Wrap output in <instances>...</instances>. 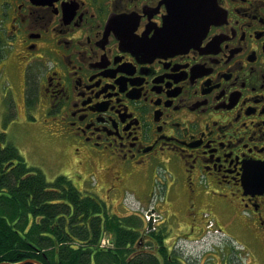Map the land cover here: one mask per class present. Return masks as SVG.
Segmentation results:
<instances>
[{
  "label": "flooded vegetation",
  "instance_id": "af4514ba",
  "mask_svg": "<svg viewBox=\"0 0 264 264\" xmlns=\"http://www.w3.org/2000/svg\"><path fill=\"white\" fill-rule=\"evenodd\" d=\"M9 67L22 98L0 103V178L20 163L10 116L35 110L77 185L152 190L169 171L189 206L264 243V0H0L1 80Z\"/></svg>",
  "mask_w": 264,
  "mask_h": 264
},
{
  "label": "trees",
  "instance_id": "16d2710c",
  "mask_svg": "<svg viewBox=\"0 0 264 264\" xmlns=\"http://www.w3.org/2000/svg\"><path fill=\"white\" fill-rule=\"evenodd\" d=\"M7 149L20 163L13 174L0 178V263L199 264L168 247L164 228L141 239L139 217L130 223L129 216H111L95 203L97 197L78 191L68 177L48 181L40 169L27 166L16 148ZM106 235H111L110 245L101 246Z\"/></svg>",
  "mask_w": 264,
  "mask_h": 264
},
{
  "label": "rangeland",
  "instance_id": "374dc122",
  "mask_svg": "<svg viewBox=\"0 0 264 264\" xmlns=\"http://www.w3.org/2000/svg\"><path fill=\"white\" fill-rule=\"evenodd\" d=\"M15 73L17 72L9 67L4 73V79H0V103L2 104V100L7 98L12 105L13 99L18 109V106H21L18 99L22 98V86L21 79L18 80L13 75ZM9 123L11 126L9 127L8 139L21 151L30 166L40 168L48 181H53L58 175L68 176L83 194L99 197L95 203L100 204L102 208L109 209L111 216H121L126 213L125 210L129 209L132 213L142 215L141 212H143L145 215L144 211L150 206L140 204L135 196L142 197L148 192L149 194L154 193L155 199H158V203L155 199L153 200V205L159 211L163 198L168 196L169 200L165 204L168 205V211L173 213L171 214L173 217L176 214L177 220H173L169 215L166 217L168 219L165 221L168 231L166 243L173 251H177L183 259L199 262V264H248L254 259L253 261L258 264H264V243L258 239L252 228L248 227L242 219L232 217L225 211L215 213L210 209L208 210L209 207L202 203L196 204L193 208L192 205L189 206L184 198L185 186L180 184L173 189L172 193L168 191L167 183L174 179L173 173L169 171L159 172L157 186L149 191L147 189L139 191L136 186L129 185V189L115 192L106 186L104 190L95 187L93 184L97 181V177L87 178V173L91 175L93 168L92 165L86 163L82 173L87 178V183L92 181L93 184L81 187L77 185L73 176L65 171L64 167L67 166L71 157L62 141L54 135L52 126L39 116L37 111L33 110L32 117H28L26 121L16 115L12 118L10 116ZM3 126L4 124H2ZM2 127H0V132ZM179 181L181 183V180ZM128 190L132 192H128ZM121 200H123L122 203H120ZM194 211H196L200 226H197L193 231L192 228L199 224L192 221V218L196 219L195 215L192 216ZM204 212L209 213L216 220L215 228L220 229L223 234L208 232L207 229L201 228L202 224L205 223L202 217ZM135 219L136 217L132 215L125 220L131 223ZM162 224L160 223V225ZM178 227L179 229H177ZM125 229L130 230L129 228ZM106 245H108V240H106Z\"/></svg>",
  "mask_w": 264,
  "mask_h": 264
},
{
  "label": "water",
  "instance_id": "95a60500",
  "mask_svg": "<svg viewBox=\"0 0 264 264\" xmlns=\"http://www.w3.org/2000/svg\"><path fill=\"white\" fill-rule=\"evenodd\" d=\"M199 1H200V0H196V2H197V6H198V2H199ZM192 7H193V6H192ZM171 48H174V47H171ZM154 212H155V210H151V211L148 212V214L151 215V218H150V220H149V227H150V228L152 227V224H153V220H154V218H153L152 214H153ZM28 263L42 264L41 262H39V261H37V260H35V259H26V260H23V261H21V262H16V263L3 262V263H1V264H28Z\"/></svg>",
  "mask_w": 264,
  "mask_h": 264
},
{
  "label": "crops",
  "instance_id": "0c3cea01",
  "mask_svg": "<svg viewBox=\"0 0 264 264\" xmlns=\"http://www.w3.org/2000/svg\"><path fill=\"white\" fill-rule=\"evenodd\" d=\"M171 189V187L170 188H168V190H170ZM165 209V208H164ZM163 211H165V210H163Z\"/></svg>",
  "mask_w": 264,
  "mask_h": 264
}]
</instances>
